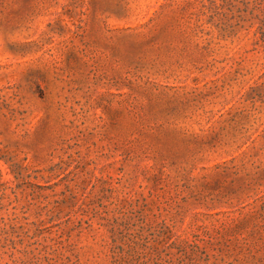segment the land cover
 Here are the masks:
<instances>
[{
    "label": "rangeland",
    "instance_id": "1",
    "mask_svg": "<svg viewBox=\"0 0 264 264\" xmlns=\"http://www.w3.org/2000/svg\"><path fill=\"white\" fill-rule=\"evenodd\" d=\"M0 264H264V0H0Z\"/></svg>",
    "mask_w": 264,
    "mask_h": 264
}]
</instances>
